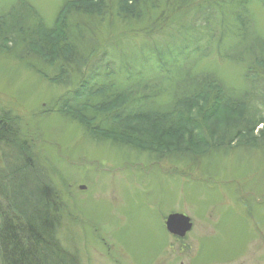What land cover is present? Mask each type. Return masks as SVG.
<instances>
[{
	"label": "rangeland",
	"instance_id": "1",
	"mask_svg": "<svg viewBox=\"0 0 264 264\" xmlns=\"http://www.w3.org/2000/svg\"><path fill=\"white\" fill-rule=\"evenodd\" d=\"M13 1L0 0V17L5 18L0 20V38L7 37L3 41L7 50H0V114L7 111L19 126L16 128L22 127L29 146L34 148L33 156L57 190V238L66 256H73L76 264H264V124L257 123L264 119V64L257 66L264 57V46L256 50V55L250 53L264 39L263 3L249 4L255 35H250L247 42L254 37L253 44L244 51L250 42L238 48L236 37L230 36L231 45L224 55L219 52L221 45L211 42L209 35L216 32L217 38L220 31L204 20L205 12L211 11H203L205 4L216 0H148L147 13L128 25L111 14L116 0H107L111 6L103 15L105 21L101 17L94 21L80 18L93 30L100 52L111 56L110 67L105 61L97 68L104 74L124 64L123 56H131L134 74L143 70V77L153 75L159 67L158 52L164 51L162 55L169 62L168 47L174 45L171 49L176 53V48L184 45L180 32H190L195 27L194 31L203 37V46L210 38L213 51L196 63L198 71L192 75V84L200 79L217 93L227 85L231 93L243 99L239 98L242 103L238 102L227 118L211 116L207 107L196 118L190 108L188 114L199 120L201 127L214 128L206 130L213 146L220 132L226 131L228 138L209 154L203 153L198 163L187 165L182 160L184 156L174 155L173 159L181 163H158L151 160L150 154L138 156L139 152L130 151L124 142L127 136L119 133L115 138L123 142L122 146L114 145L108 137L107 141L86 134L89 122L80 119L78 110L61 114L58 101L75 95L73 86L67 85L68 78L75 81L77 88L81 72L90 73L92 65L97 64L93 60L80 69L71 63L66 65V84L50 81L40 72L47 70L48 75L59 76L52 65L39 69L26 65L20 59L22 34L13 26L19 22L36 25L41 20L51 25L67 0H28L23 9L9 5ZM220 27L222 31L227 29L225 25ZM179 55L174 54L173 59ZM117 73L107 74L108 86L109 80L124 82L123 74L119 70ZM97 83H93L92 90H100L95 89ZM181 84L183 81L177 79L162 84L161 97L180 98L188 89ZM117 87L123 88L119 83ZM244 132L251 136V145L239 137ZM4 148L7 156L15 153L11 148H0V170L6 155ZM173 213L188 215L194 224L185 238L172 235L165 225Z\"/></svg>",
	"mask_w": 264,
	"mask_h": 264
},
{
	"label": "trees",
	"instance_id": "2",
	"mask_svg": "<svg viewBox=\"0 0 264 264\" xmlns=\"http://www.w3.org/2000/svg\"><path fill=\"white\" fill-rule=\"evenodd\" d=\"M147 1L116 0V9L111 14L122 19L127 25L132 24V21L142 17L144 12L147 13L146 10L149 8ZM255 1H261L264 5V0H216V3L205 4L203 11L208 8L211 11L205 12L204 20L211 21L216 27L214 29L220 31V36L217 38L214 36L216 32H209L211 42L216 41L217 45H221L220 48L223 49H219V52L223 55L231 45L228 41L230 36L236 37L240 48V44L245 41L249 44L250 41L247 40L250 35H255L254 14L249 9V4ZM27 2L29 1L14 0L9 5L22 6L23 9ZM61 6L51 25H45L41 20L36 21V25L31 23L24 26L19 22L13 27L18 34H22L19 40L24 50L22 48L20 59L26 65L29 64L31 68L36 69L48 68V65H52L51 67H54L61 77H52L51 74L48 75L47 70L40 72L50 81L60 84L71 82L67 85L73 86L75 95H72V99L59 100L58 107L61 108L60 113L64 115L72 114L73 112L70 111L72 109L78 110L80 119L89 122V130L85 132L86 134L96 138L101 136L107 141L108 137L114 145L122 146L123 142H117L115 138L119 133L122 137L127 136L124 142L127 143L130 151L139 152L138 156L150 154L151 160L158 163L162 161L181 163L173 159L174 155L184 156L182 160L187 162V165L192 162L198 163L203 153L209 154L213 147H218L216 144L228 138L226 131L220 132L225 134H219V138L214 137L216 144L213 146V142H209V137L212 136L208 135L207 131L214 128L201 127L200 121L188 114L191 108L190 113L200 118L203 108L207 107L211 116L219 115L227 118L226 114L235 105L238 106V102L242 103L243 96H237L234 91L231 93L232 88L227 85V88L221 86L217 93V89L200 82V79L199 83L192 84V75L198 71L196 63L208 57L213 51L210 38L208 45L203 46L201 44L203 37L194 31L195 27L192 29L190 26L192 29L190 32L189 29L180 32L184 45L180 46L181 49L177 47L176 53L171 49L175 47L174 45L168 47L169 62H166L162 55L164 51L158 52L156 55L159 67L153 75H149L150 78L143 77V70L134 74L130 66L132 57L123 56L126 62L120 64L118 68L114 66L107 74L118 75L117 70H119V74H123L124 82L109 80L111 83L108 86L107 74L97 68L103 66L105 61L110 67L111 56L106 51L100 52L99 41L93 30L81 23L80 18L94 21L99 20L97 17H101V20L105 21L103 15H106V8L111 4H108L107 0H67ZM231 12H235V17L229 16ZM13 15L14 13L10 16ZM222 15L225 20L221 19ZM4 19L0 17L2 22ZM224 25L227 29L222 31L220 26ZM18 28L20 31L17 30ZM5 38L7 37L0 38L1 51L7 50L3 42ZM253 41L254 37L248 46L245 44L244 51L248 50ZM258 43L250 53L256 55L258 53L256 50L264 46V39ZM191 45L193 48L190 49ZM174 54L181 55L173 59ZM67 60L68 63L65 64ZM93 60L97 67L92 65L90 73L81 72L78 80L82 81L77 88L72 78H68L67 81L66 65L71 63V66H79L80 69L83 64L91 65ZM258 62L257 66L261 67L260 65L264 64V57ZM201 75L200 78L203 80L205 75L204 73ZM171 79L182 80L181 85L187 86L188 89L184 90V95L180 98L175 96L177 98L170 100L168 97L166 100L161 97L164 94L161 86L167 82L171 83ZM96 81L99 86L95 89H100L97 91L92 90V85ZM117 83L123 88L119 89ZM95 122L97 124L93 128ZM117 123L120 126L116 125ZM257 123L264 124V119H259ZM16 127L19 126L16 125L12 115L7 111L0 114V148H11V153L15 150L14 155H16L7 156L8 151L4 148L6 155L5 157L3 155V166L0 170V264H76L74 257L68 254L69 257L66 256L59 246L57 237L60 220L56 213L59 205L56 204L55 199L57 190L52 187V181L47 172H44L46 170L43 165L33 156L34 148L29 146L28 136L24 134L22 127ZM239 137L249 140L251 145V136L246 132ZM255 144H258L257 141ZM40 188L43 190L38 193Z\"/></svg>",
	"mask_w": 264,
	"mask_h": 264
},
{
	"label": "water",
	"instance_id": "3",
	"mask_svg": "<svg viewBox=\"0 0 264 264\" xmlns=\"http://www.w3.org/2000/svg\"><path fill=\"white\" fill-rule=\"evenodd\" d=\"M165 225L172 235L185 238L186 234L193 229L191 218L186 214L173 213L166 219Z\"/></svg>",
	"mask_w": 264,
	"mask_h": 264
}]
</instances>
